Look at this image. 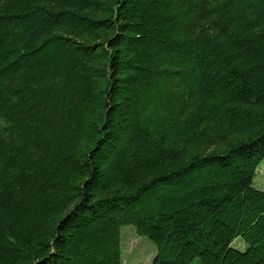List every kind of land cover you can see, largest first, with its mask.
Segmentation results:
<instances>
[{
    "label": "trees",
    "instance_id": "trees-1",
    "mask_svg": "<svg viewBox=\"0 0 264 264\" xmlns=\"http://www.w3.org/2000/svg\"><path fill=\"white\" fill-rule=\"evenodd\" d=\"M262 159L264 0H0V264H264Z\"/></svg>",
    "mask_w": 264,
    "mask_h": 264
},
{
    "label": "rangeland",
    "instance_id": "rangeland-1",
    "mask_svg": "<svg viewBox=\"0 0 264 264\" xmlns=\"http://www.w3.org/2000/svg\"><path fill=\"white\" fill-rule=\"evenodd\" d=\"M254 185L264 190V159L256 169ZM242 243L240 237L232 242L238 247H242ZM120 247L122 264H152L155 245L146 236L137 234L134 226L124 225L120 228ZM188 264H200L199 258H193Z\"/></svg>",
    "mask_w": 264,
    "mask_h": 264
},
{
    "label": "water",
    "instance_id": "water-1",
    "mask_svg": "<svg viewBox=\"0 0 264 264\" xmlns=\"http://www.w3.org/2000/svg\"><path fill=\"white\" fill-rule=\"evenodd\" d=\"M153 261V260H152Z\"/></svg>",
    "mask_w": 264,
    "mask_h": 264
}]
</instances>
